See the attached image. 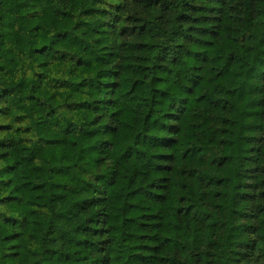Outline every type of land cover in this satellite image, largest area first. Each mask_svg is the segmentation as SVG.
Listing matches in <instances>:
<instances>
[{
	"label": "trees",
	"instance_id": "obj_1",
	"mask_svg": "<svg viewBox=\"0 0 264 264\" xmlns=\"http://www.w3.org/2000/svg\"><path fill=\"white\" fill-rule=\"evenodd\" d=\"M0 264H264V0H0Z\"/></svg>",
	"mask_w": 264,
	"mask_h": 264
}]
</instances>
